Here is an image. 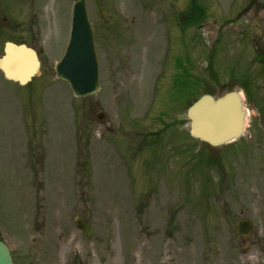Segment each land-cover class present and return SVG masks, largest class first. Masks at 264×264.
I'll return each instance as SVG.
<instances>
[{
	"label": "rangeland",
	"instance_id": "rangeland-1",
	"mask_svg": "<svg viewBox=\"0 0 264 264\" xmlns=\"http://www.w3.org/2000/svg\"><path fill=\"white\" fill-rule=\"evenodd\" d=\"M75 1L1 0L42 59L29 86L0 84V239L15 264H264V0H196L206 17L187 30L194 0H87L101 87L81 98L55 73ZM200 81L249 109L246 134L212 154L187 134L184 88Z\"/></svg>",
	"mask_w": 264,
	"mask_h": 264
},
{
	"label": "water",
	"instance_id": "water-1",
	"mask_svg": "<svg viewBox=\"0 0 264 264\" xmlns=\"http://www.w3.org/2000/svg\"><path fill=\"white\" fill-rule=\"evenodd\" d=\"M39 67L40 61L33 48L11 42L6 44L0 68L8 78L26 83ZM56 71L59 77L70 83L78 96L92 94L100 87L94 31L88 18L86 0H78L75 4L70 43ZM189 114L193 135L217 146L243 134L248 109L241 93L234 90L218 98L204 94L191 106ZM238 226L242 235H249L254 224L249 219H243ZM85 230L90 232V229ZM0 264H14L9 247L2 240Z\"/></svg>",
	"mask_w": 264,
	"mask_h": 264
},
{
	"label": "flooded vegetation",
	"instance_id": "flooded-vegetation-1",
	"mask_svg": "<svg viewBox=\"0 0 264 264\" xmlns=\"http://www.w3.org/2000/svg\"><path fill=\"white\" fill-rule=\"evenodd\" d=\"M256 2H257V0H250V3L248 4L247 7L251 8V6L256 5ZM1 4L2 3L0 0V16H2L1 21H0V50H1L2 40L5 39L2 43V52H4L5 43L8 40H13V41L19 40V41H25L26 42V39L22 38L19 35V32H18L16 25H13L10 22V20L7 16L8 13L5 11H3V12L1 11V8H2ZM192 15H193V2L191 4L190 9L186 10L185 13L183 14V21H184V29L185 30L190 28L192 25ZM91 19H92L93 24L95 25L96 23H94L95 20L93 19V17ZM170 25H172V21L170 22ZM168 27H172V26H168ZM178 27L180 28V30H183L185 34H187V31H185L181 26L178 25ZM165 32H168V34H170L172 32V29L168 28V31H165ZM167 38L169 40V36ZM185 39H186V37L184 38V41H185ZM0 84L4 85V90H12V89H14L16 83L14 81H10V80L6 79L3 72L0 70ZM186 87H187L186 100L191 102V98H192L190 95L191 86L189 87V84H187Z\"/></svg>",
	"mask_w": 264,
	"mask_h": 264
},
{
	"label": "trees",
	"instance_id": "trees-1",
	"mask_svg": "<svg viewBox=\"0 0 264 264\" xmlns=\"http://www.w3.org/2000/svg\"><path fill=\"white\" fill-rule=\"evenodd\" d=\"M202 14L199 13L196 16L193 17L194 21H200L202 19V17H200ZM197 84V83H196ZM200 85H196L195 87H193L192 85V89L190 92L191 95V99L194 101L196 100L201 94L202 92H212L213 93V88L211 85L205 84L201 86V88L199 87Z\"/></svg>",
	"mask_w": 264,
	"mask_h": 264
}]
</instances>
